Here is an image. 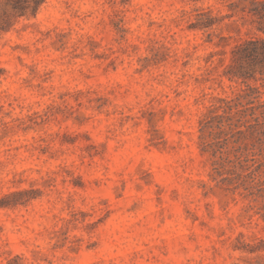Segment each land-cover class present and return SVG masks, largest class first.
<instances>
[{"label":"rangeland","instance_id":"rangeland-1","mask_svg":"<svg viewBox=\"0 0 264 264\" xmlns=\"http://www.w3.org/2000/svg\"><path fill=\"white\" fill-rule=\"evenodd\" d=\"M233 1L0 0V264H264V184L200 150L264 35Z\"/></svg>","mask_w":264,"mask_h":264},{"label":"trees","instance_id":"trees-1","mask_svg":"<svg viewBox=\"0 0 264 264\" xmlns=\"http://www.w3.org/2000/svg\"><path fill=\"white\" fill-rule=\"evenodd\" d=\"M240 2L247 3L240 10L254 15L257 28L264 33V0H235L230 7H238ZM208 13L209 9L198 11L193 26L209 27ZM232 60L237 69L230 73L245 86L233 96L216 97L207 107L199 120L200 150L210 157L213 178L221 176L232 188L242 186L253 194L264 184L259 179V173H264V98L259 87L264 86V35L241 39L232 49ZM251 79L262 81L254 85L248 82ZM224 173L235 175L230 178Z\"/></svg>","mask_w":264,"mask_h":264}]
</instances>
